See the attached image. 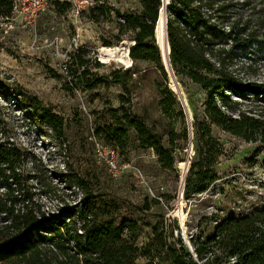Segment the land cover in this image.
Here are the masks:
<instances>
[{
    "label": "rangeland",
    "instance_id": "374dc122",
    "mask_svg": "<svg viewBox=\"0 0 264 264\" xmlns=\"http://www.w3.org/2000/svg\"><path fill=\"white\" fill-rule=\"evenodd\" d=\"M82 1L60 0L71 8L59 12L47 0L43 11L31 15L15 0L12 17L0 19V139L15 145L25 156L23 171L34 200L50 216L70 221L68 215L85 199L75 185L76 177H80L88 191L98 197L97 204L110 213L104 219L119 215L139 224V248L153 238L154 230L166 229L175 238L180 235L190 253L192 238L195 243L205 241L225 220L261 211L264 144L246 143L215 127L212 134L222 151L215 164L218 180L205 193L189 201L183 199L182 180L197 157L194 118H202L206 95L188 79L175 78L169 69L164 12L156 44L168 71L142 61H133L128 67L116 60L104 62L100 55L102 48L130 42L131 50L135 45L133 41H119L120 19L112 15L107 22L94 23L88 19V7L76 12ZM107 2L121 13H143L138 0ZM239 54L242 61L252 60L258 76L264 79V47L254 45ZM77 55V61H89L83 80L77 78L83 70L72 64ZM114 72L126 80V73L131 72V113L172 153L173 169H162L157 154L142 146L136 132L119 121L121 96L128 95L114 83ZM165 87L176 98L171 106L162 104ZM26 97L37 98L64 119L63 141L33 120ZM120 126L128 132V144L118 150L122 173L114 177L99 162L94 140L105 143L96 133ZM186 133L187 142L176 138ZM171 137H175L173 146Z\"/></svg>",
    "mask_w": 264,
    "mask_h": 264
},
{
    "label": "trees",
    "instance_id": "16d2710c",
    "mask_svg": "<svg viewBox=\"0 0 264 264\" xmlns=\"http://www.w3.org/2000/svg\"><path fill=\"white\" fill-rule=\"evenodd\" d=\"M51 1L59 12L71 8L69 3ZM90 1V21L107 22L112 15L120 19L119 41L135 43L130 50L132 62L159 64L164 70L156 44V27L163 20L162 0H138L141 15L121 13L107 0ZM13 13L14 0H0V19H10ZM167 16L175 76L198 85L206 95L202 118H194L197 157L183 191V199L189 201L218 180L215 164L222 151L212 134L213 127L246 143L264 144V79L258 76L254 62L242 61L239 54L254 45L264 47V0H170ZM78 56L72 58V64L83 70L77 77L83 80L89 61L79 62ZM111 76L128 95L121 96L119 121L136 132L142 146L157 154L162 169H173L172 153L131 113V72L126 73L127 80L115 72ZM161 95L164 106L176 103L167 87ZM26 98L33 120L63 141L64 119L37 98ZM96 135L118 150L128 144L123 126L108 127ZM176 136L188 141L187 133ZM174 142L175 137H171L170 146ZM24 160L21 150L0 139V264H264V208L240 219L225 220L205 241L195 243L192 238L193 253L180 235L175 238L166 229L154 230L153 238L139 248V224L119 215L104 219L110 213L97 204L98 197L88 191L80 177H76L75 185L85 199L68 215L70 221L50 216L34 200L26 183Z\"/></svg>",
    "mask_w": 264,
    "mask_h": 264
},
{
    "label": "built area",
    "instance_id": "2783aa9c",
    "mask_svg": "<svg viewBox=\"0 0 264 264\" xmlns=\"http://www.w3.org/2000/svg\"><path fill=\"white\" fill-rule=\"evenodd\" d=\"M16 2L23 5V10L30 12L31 15H37L44 10L47 0H16ZM93 3L90 0H83L82 6H77L76 12L79 14L85 7L91 6ZM16 3L14 0V10ZM99 162L104 163L109 172L118 177L122 173V167L118 162L119 152L118 149L105 144L102 141L94 140Z\"/></svg>",
    "mask_w": 264,
    "mask_h": 264
},
{
    "label": "bare ground",
    "instance_id": "6f19581e",
    "mask_svg": "<svg viewBox=\"0 0 264 264\" xmlns=\"http://www.w3.org/2000/svg\"><path fill=\"white\" fill-rule=\"evenodd\" d=\"M159 20H160V18H159ZM156 30H157V27H156ZM129 44H130V42H124L119 47L102 48L101 51H100L101 58L104 60V62H109L111 60H116V61H118L120 63H123L124 65H127L128 67H130L133 62H132V59L130 57V52H129L130 46H129ZM168 64H169V62H168ZM169 76L172 79L170 73H169ZM190 149H191L190 151L192 152V148L191 147H190Z\"/></svg>",
    "mask_w": 264,
    "mask_h": 264
},
{
    "label": "water",
    "instance_id": "95a60500",
    "mask_svg": "<svg viewBox=\"0 0 264 264\" xmlns=\"http://www.w3.org/2000/svg\"><path fill=\"white\" fill-rule=\"evenodd\" d=\"M170 5V0H162V9L161 11L164 12L165 14V24H166V40H167V44L169 46V50H168V62H169V69L171 70L173 76L176 78L175 76V73H174V70L172 68V64H171V60H170V54H171V48H170V45H169V41H168V33H167V22H168V16H167V10H168V7ZM161 14V12H160ZM158 45V43H157ZM130 52V50H129ZM165 67V66H164ZM166 69V67H165ZM167 70V69H166ZM168 71V70H167ZM193 135V134H191ZM187 174V173H186ZM185 180H186V175L184 176L183 180H182V192L184 191V186H185ZM190 246V244H189ZM190 249L192 250V248L190 247Z\"/></svg>",
    "mask_w": 264,
    "mask_h": 264
}]
</instances>
